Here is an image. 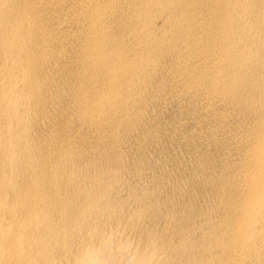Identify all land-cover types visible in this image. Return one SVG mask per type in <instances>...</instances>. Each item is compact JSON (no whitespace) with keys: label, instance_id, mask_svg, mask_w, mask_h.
<instances>
[{"label":"bare ground","instance_id":"obj_1","mask_svg":"<svg viewBox=\"0 0 264 264\" xmlns=\"http://www.w3.org/2000/svg\"><path fill=\"white\" fill-rule=\"evenodd\" d=\"M0 264H264V0H0Z\"/></svg>","mask_w":264,"mask_h":264}]
</instances>
